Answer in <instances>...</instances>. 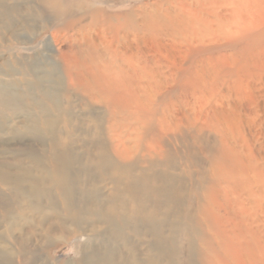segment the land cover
I'll use <instances>...</instances> for the list:
<instances>
[{
    "label": "rangeland",
    "instance_id": "374dc122",
    "mask_svg": "<svg viewBox=\"0 0 264 264\" xmlns=\"http://www.w3.org/2000/svg\"><path fill=\"white\" fill-rule=\"evenodd\" d=\"M218 1L217 4H214V0L10 1L20 7L23 18L29 22V29L18 26L14 36L0 23V54L13 61L19 69L29 66V76L19 75L17 89H14L22 100L29 102L30 96H40V91L29 85L33 79H37L44 90H48L58 102V106L53 109L52 114L46 116V120H55L56 131L63 137L61 143L69 144L68 147L78 154L74 164H71L74 184L72 198L76 209L66 218L61 208L59 212L57 208L49 209L45 203L41 205L40 201L34 197L32 199L30 194L28 197L18 190L4 187L0 182V264H83L85 253L96 252L112 264L107 260L112 251L117 254L118 264H226L224 262L227 259L223 261L220 255L225 239H221L224 246L217 244L221 242L219 232L224 227L237 225V228H244L246 225L256 230L257 236L261 235L258 239L264 241V159H261V156L264 157V149H258L261 148L260 142L264 141V136L259 135L262 127L258 125V120L264 119V21L251 33L240 34L234 39L226 38L223 33L225 29L232 28L230 25L234 21L230 15L233 16L236 12V19L241 18L240 22L247 20L245 18L249 14H263L264 17V0ZM249 1H252V5ZM194 20L199 21L193 22ZM71 25H74L73 28ZM115 28L119 30L114 31ZM5 47L11 48V51ZM63 53L66 54L65 58L61 56ZM208 58H213L214 62ZM0 60L1 64L3 59L0 57ZM88 65L97 75L106 74L114 80L125 79L127 76L125 82L129 85V90L126 97L120 101L115 99L111 103V98L106 101L105 94L94 88L90 78L83 79L78 84L68 76L71 72L87 69ZM132 67L137 69L138 74L132 72ZM123 69L127 72H123ZM242 73L247 74V77ZM222 74L224 75L221 76ZM132 84L137 91H132ZM247 84L251 91L253 88V94L256 93L257 103L250 108L247 97L251 94L246 89ZM135 92L149 105L148 109L133 110L136 103ZM47 102L52 104L51 100ZM250 110H255V114L251 115ZM91 112L94 114H89ZM163 113L165 120H162ZM196 114L200 119L197 120ZM24 117H29V114L17 115L16 121L21 122ZM248 118L252 121L259 118L255 119V126H252L258 129L256 149L260 151L258 160L260 172H263L260 176L256 175L257 182L253 176L247 179L241 170L229 175V170L224 167L229 157L236 155L227 150L224 140L233 142L243 135L250 138L251 122H248ZM168 120L171 124H167ZM3 128L0 130H7L8 127ZM11 136L13 135L6 131L0 132V161H9V167L5 170L13 178L22 176L23 171L28 168L34 175L41 173L44 171L41 165L57 158L54 156L55 148L50 146V138L45 131L40 133V138L30 134L15 139H11ZM4 140L6 144L2 143ZM62 144L56 150L62 149ZM212 188H215L216 194H213ZM95 192L99 193L96 195ZM92 194H95L94 198ZM90 196L91 199H88ZM208 197L213 199L209 201ZM123 198L128 200L124 215H128V225L122 224L120 234L113 235L111 227L102 219L104 217L94 214L99 213L101 207L120 208ZM214 201L217 202L215 206ZM237 202H241L240 207ZM204 205L209 211L204 209ZM133 207L137 208L136 216L132 212ZM114 208L110 209L109 214L115 213ZM55 212L58 214H54ZM208 213L210 217L205 219ZM254 214L259 218L257 221H253ZM47 217L52 219L47 220ZM63 219L65 220L61 221ZM244 221L248 222L243 223ZM124 225L126 226L123 227ZM208 233H212V236ZM215 244L222 247L216 248ZM213 247L217 251V255L212 256L214 258L211 257L216 253ZM211 249L215 253H211ZM216 259L220 262L217 263Z\"/></svg>",
    "mask_w": 264,
    "mask_h": 264
},
{
    "label": "bare ground",
    "instance_id": "6f19581e",
    "mask_svg": "<svg viewBox=\"0 0 264 264\" xmlns=\"http://www.w3.org/2000/svg\"><path fill=\"white\" fill-rule=\"evenodd\" d=\"M11 0H0V23H2L3 25H2V27L3 28H5L6 30H9V31H11L12 32V34L15 36L16 35V31H17V29H16V27H18V26H22V27H25V28H27V29H29V22L28 21H25V18H23V16H22V10H20V7L19 6H17L16 4H13V3H11L10 2ZM44 1V0H43ZM48 1H50V0H48ZM170 1V0H169ZM202 1V0H201ZM213 1V0H212ZM221 1H224V0H221ZM220 1V2H221ZM227 1V0H226ZM235 1V0H234ZM238 1V0H237ZM245 1V0H244ZM257 1H259L260 2V0H256V2ZM47 2V1H46ZM219 1L218 0H214V4L216 3H218ZM239 2V1H238ZM241 2H242V0H241ZM252 2V1H251ZM251 2L249 1V3L251 4ZM20 3V2H19ZM193 3V2H192ZM233 3V2H232ZM262 3V2H261ZM51 4H52V1H51ZM166 4V3H165ZM210 4V3H209ZM212 4V3H211ZM230 4V3H229ZM234 4V3H233ZM238 4V3H237ZM20 5V4H19ZM47 5V4H46ZM45 5V6H46ZM49 5V4H48ZM160 5V4H159ZM168 5V4H167ZM192 5V4H191ZM190 5V6H191ZM201 5H203V4H201ZM206 5V4H205ZM204 5V6H205ZM213 5V4H212ZM227 5V4H226ZM231 5V4H230ZM247 5V4H246ZM252 5V4H251ZM254 5L256 6V4L254 3ZM163 6V5H162ZM171 6V5H170ZM177 6V5H176ZM199 6V5H198ZM197 6V7H198ZM203 6V7H204ZM214 6V5H213ZM221 6V5H220ZM233 6H235V5H233ZM240 6V5H239ZM245 6V5H244ZM249 6V5H248ZM208 7V6H207ZM206 7V8H207ZM228 7V6H227ZM246 7V6H245ZM252 7H254V6H252ZM202 8V7H201ZM205 8V7H204ZM209 8V7H208ZM208 8H207V10H208ZM244 8V7H243ZM250 8H251V6H250ZM260 8V7H259ZM165 9V8H164ZM166 9H168V8H166ZM182 9V8H181ZM209 9H211V8H209ZM213 9V8H212ZM215 9V8H214ZM213 9V10H214ZM222 10L224 9V8H221ZM228 9V8H227ZM235 9V8H234ZM252 9V8H251ZM258 9V8H257ZM257 9H255V10H257ZM261 9V8H260ZM263 9H264V6H263ZM159 10V9H158ZM173 10V9H172ZM188 10V9H187ZM199 10V9H198ZM233 10V9H232ZM250 10V9H249ZM262 10V9H261ZM162 10L160 9V12H161ZM166 11H168V10H166ZM174 11V10H173ZM209 11V10H208ZM215 11V10H214ZM28 12V11H27ZM157 12V11H156ZM186 12V11H185ZM204 12V11H203ZM211 12H213V11H211ZM235 12V11H234ZM239 12V11H238ZM249 12H251V11H249ZM248 12V13H249ZM168 12H166V14H167ZM173 13V12H172ZM190 13V12H189ZM199 13H201V12H199ZM229 13V12H228ZM237 13V12H236ZM236 13H234L233 14V16L232 15H230L231 17H233V21L234 22H231V25L230 26H232V28L231 27H229L227 30L225 29L224 30V34H225V36H226V38H230V39H234L235 38V36H238V35H242V34H248L249 32L251 33L254 29H256V28H258V26H259V23L261 22V24L263 23L262 21H264V17H263V14H249V17H247V18H245V19H247V20H243V21H241L240 22V20H241V18H240V20H237L236 19V15L238 14H236ZM58 14V13H57ZM155 14V13H154ZM183 14V13H182ZM186 14H188V13H186ZM202 14H204V13H202ZM218 14V13H217ZM220 14V13H219ZM243 14V13H242ZM158 15V14H157ZM168 15V14H167ZM175 15V14H174ZM206 15H210V14H206ZM213 15H215V14H213ZM223 16H224V13L222 14ZM159 16V15H158ZM192 16V15H191ZM210 16H212V15H210ZM217 16V15H216ZM225 16H226V14H225ZM247 16V15H246ZM154 17H156V16H154ZM168 17H169V15H168ZM175 17V16H174ZM178 17V16H177ZM181 17V16H180ZM180 17H178V18H180ZM190 17V16H189ZM196 17V16H195ZM207 17H209V16H207ZM213 18H214V16H212ZM220 17H222V16H220ZM238 17H240V16H238ZM148 18H149V16H148ZM153 18V17H152ZM182 18H183V16H182ZM188 18V17H187ZM230 18V17H229ZM248 18H250L249 20H248ZM163 19V18H162ZM189 19V18H188ZM194 19V18H193ZM239 19V18H238ZM157 20V19H156ZM155 20V21H156ZM169 20H170V17H169ZM191 20V19H190ZM215 20H217V19H215ZM220 20H222L221 18H220ZM219 20V21H220ZM154 21V20H153ZM163 21V20H162ZM184 21V20H183ZM183 21H182V23H183ZM186 21V20H185ZM195 21H199V20H194L193 22H195ZM200 21H201V19H200ZM218 21V20H217ZM223 21V20H222ZM147 22H148V20H147ZM164 23H166L165 21H163ZM172 22V21H171ZM175 22H177L176 21V19H175ZM187 22V21H186ZM185 22V23H186ZM191 22V21H190ZM199 23V22H198ZM71 24V23H70ZM156 24H157V22H156ZM159 24V23H158ZM157 24V25H158ZM171 24V23H170ZM230 24V23H229ZM228 24V25H229ZM127 25V24H126ZM144 24L142 23V26H143ZM160 25V24H159ZM161 25H163V24H161ZM173 25V24H172ZM183 25V24H182ZM181 25V26H182ZM192 25V24H191ZM196 25V24H195ZM198 25V24H197ZM200 25V24H199ZM198 25V26H199ZM204 25V24H203ZM227 25V26H228ZM74 26V25H73ZM73 26L71 25L70 27H72L73 28ZM115 26V25H114ZM113 26V27H114ZM169 26V25H168ZM174 26V25H173ZM216 26V25H215ZM262 26V25H261ZM141 27V26H140ZM145 27H147V26H145ZM157 27V26H156ZM155 27V28H156ZM171 27V26H170ZM217 27V26H216ZM224 27V26H223ZM121 28V27H120ZM149 28H150V26H149ZM148 28V29H149ZM158 28H159V26H158ZM160 28H162V27H160ZM180 28V27H179ZM119 30L118 28H115L114 29V31L115 30ZM157 29V28H156ZM219 29V28H218ZM123 30V29H122ZM153 30V29H152ZM205 30V29H204ZM121 31V30H120ZM119 31V32H120ZM146 31V30H145ZM153 31H155V29L153 30ZM158 31H160L159 29H158ZM168 31H170V29L168 30ZM181 31H183V30H181ZM190 31V30H189ZM193 31V30H192ZM147 32V31H146ZM149 32V31H148ZM175 32H176V30H175ZM200 32V31H199ZM204 32H207V31H204ZM211 32V31H210ZM209 32V33H210ZM216 32V31H215ZM118 33V32H117ZM151 33V32H150ZM178 33V32H177ZM90 34V33H89ZM116 34V32L114 33V35ZM148 34V33H147ZM161 34V33H160ZM163 34V33H162ZM182 34V33H181ZM192 34H193V32H192ZM212 34V33H211ZM118 35V34H117ZM150 35V34H149ZM157 35H158V33H157ZM186 35V34H185ZM209 35V34H208ZM213 35H214V33H213ZM212 35V36H213ZM260 35V34H259ZM88 36V35H87ZM116 36V35H115ZM114 36V37H115ZM159 36V35H158ZM165 36V35H164ZM215 36V35H214ZM223 36V35H222ZM117 37V36H116ZM159 37H161V36H159ZM158 37V38H159ZM194 37V36H193ZM192 37V38H193ZM170 38V37H169ZM168 38V39H169ZM177 38V37H176ZM196 38V37H195ZM215 38V37H214ZM163 39H164V37H163ZM166 39H167V37H166ZM179 39V38H178ZM181 39V38H180ZM209 39V38H208ZM211 39V38H210ZM173 40V39H172ZM88 41V40H87ZM189 41V39L186 41V42H188ZM223 41H224V39H223ZM222 41V42H223ZM126 42V41H125ZM140 42V41H139ZM149 42V41H148ZM185 42V41H184ZM205 42V41H204ZM122 43V42H121ZM124 43V42H123ZM161 43V42H160ZM192 43H194V41H192ZM203 43V42H202ZM217 43V42H216ZM236 43H238V42H236ZM169 44V43H168ZM176 44V43H175ZM183 44V43H182ZM198 44V43H197ZM211 44H214V43H211ZM191 45V44H190ZM194 45V44H193ZM200 44H198V46H199ZM203 45H205L204 43H203ZM229 45V44H228ZM163 46V45H162ZM169 46H170V44H169ZM192 46V45H191ZM10 47V46H9ZM9 47H5V49H11V48H9ZM81 47V46H80ZM199 47H201V46H199ZM225 47V46H224ZM226 47H227V45H226ZM94 48V47H93ZM114 48V47H113ZM126 48V47H125ZM152 48H154V47H152ZM169 48V47H168ZM177 48V47H176ZM188 48H189V46H188ZM203 48H205V47H203ZM89 49V48H88ZM155 49V48H154ZM184 49V48H183ZM201 49V48H200ZM206 49V48H205ZM211 49V48H210ZM78 50H81V49H78ZM94 50H95V48H94ZM99 50V49H98ZM122 50V49H121ZM143 50V49H142ZM176 50V49H175ZM190 50V49H189ZM219 50V49H218ZM228 50V49H227ZM11 51V50H10ZM89 51V50H88ZM134 51V50H133ZM157 51V50H156ZM163 51V50H162ZM183 51V50H182ZM185 51H186V49H185ZM212 51V50H211ZM3 52V51H2ZM1 52V53H2ZM15 52V51H14ZM70 52H71V50H70ZM90 52H92V51H90ZM173 52H174V50H173ZM177 52V51H176ZM199 52H200V50H199ZM208 52V51H207ZM206 52V53H207ZM238 52V51H237ZM258 53H259V51H257ZM77 53V52H76ZM82 53V52H81ZM129 53V52H128ZM178 53V52H177ZM187 53V52H186ZM211 53V52H210ZM231 53V52H230ZM238 53H240V52H238ZM67 54H69V53H67ZM98 54V53H97ZM96 54V55H97ZM149 54V53H148ZM163 54V53H162ZM168 54V53H167ZM171 54V53H170ZM212 54V53H211ZM210 54V55H211ZM218 54V53H217ZM192 55V54H191ZM190 55V56H191ZM204 55V54H203ZM209 55V56H210ZM225 55V54H224ZM223 55V57H225ZM236 55V54H235ZM61 56L63 57V58H65L66 57V54H61ZM68 56H70V55H68ZM113 56V55H112ZM111 56V57H112ZM208 56V55H207ZM242 56V55H241ZM257 56V55H256ZM260 56V55H259ZM0 57H1V59H3V61H2V63L0 64V128H2V127H4L3 129H5V127L7 128V130H0V132H4V131H6V132H8V133H10L11 135H13V136H11V139H15V138H19L20 136H26V134H30V135H37L38 136V138H40L39 137V135H40V133H42V132H47V134L49 135V138H50V141H49V143H50V146H52V147H54L55 148V150H54V156H57V158H55V159H53V160H51V161H47L46 162V164L44 163V165H41L43 168H44V171H42L41 173H36V175H34L32 172H29V168L28 169H26V170H24L23 171V173H22V176H18V177H15V178H13V177H11V175L10 174H7L6 173V168H8L9 167V161H6V162H8V164L5 162V161H0V182L2 183V185L4 186V187H8V188H11V189H15V190H18V191H20L22 194H24V195H28V197H29V194H30V197L33 199V197H34V199L35 200H37L39 203H41V205L43 204L44 205V203L46 204V205H48V207H49V209H54V208H57V212H59L60 211V208L62 209V211L64 212V214H65V217L66 218H68V215L71 213V212H73V209L75 210L76 209V207H75V203H74V201H73V198H72V193H73V191H74V184H73V179H72V174H73V168H72V165L74 164L73 162H75V158H76V156L78 155L77 154V152H76V154H75V152H74V150H73V148H71V147H68L69 146V144H66V145H63L61 142L63 141L62 139H63V137L61 136L60 137V135L58 134V132L56 131V128H55V125H56V122H55V120H46V116H49L50 114H52L51 112L53 111V109L55 108V107H57L58 106V102H57V100L54 98V96H52L51 94H50V92L48 91V90H44V88H43V85H42V83L41 82H39V80H37V79H33L31 82H30V86L33 88V89H35L36 91H40V96H30L29 97V102L27 101V100H22L21 99V97L18 95V93L17 92H14V89H17V85H18V76L19 75H22V76H29V66H23L22 67V69H19L16 65H15V63H13V61H9L8 60V58H6V57H4L2 54H0ZM73 58L75 57L74 55L72 56ZM150 57V56H149ZM164 57H166L165 55H164ZM169 57V56H168ZM200 57V56H199ZM216 57V56H215ZM215 57H213V58H215ZM219 57H220V55H219ZM222 57V56H221ZM227 57V56H226ZM92 58V57H91ZM107 58H108V55H107ZM173 58H174V56H173ZM191 58H193L192 56H191ZM196 58V57H195ZM205 58V57H204ZM203 58V59H204ZM211 58V57H210ZM213 58H212V60H213ZM232 58V57H231ZM250 58V57H249ZM10 59V58H9ZM155 59V58H154ZM197 59H199V58H197ZM216 59V58H215ZM234 59V58H233ZM254 59V58H253ZM259 59V58H258ZM67 60V59H66ZM78 60H79V58H78ZM169 60H171V58L169 59ZM208 60H210V61H212L211 59H209L208 58ZM207 59H206V61H208ZM221 60V59H220ZM224 60V59H223ZM226 60V59H225ZM235 60V59H234ZM240 60V59H239ZM251 60V59H250ZM1 61V60H0ZM22 61V60H21ZM72 61H73V59H72ZM71 61V62H72ZM96 61V60H95ZM157 61V60H156ZM155 61V62H156ZM177 60H175V62H176ZM186 61V60H185ZM191 61V60H190ZM235 61H237V59L235 60ZM234 61V62H235ZM256 62H257V58H256V60H255ZM261 61V60H260ZM18 62H20V60L18 61ZM158 62V61H157ZM195 62H196V60H195ZM203 62H204V60H203ZM202 62V63H203ZM212 62H214V61H212ZM216 62V61H215ZM222 61H220V63H221ZM226 62V61H225ZM231 62H232V59H231ZM230 62V63H231ZM244 62V61H243ZM247 62V61H246ZM252 62V61H251ZM254 62V61H253ZM101 63V62H100ZM223 64H224V62H222ZM227 63V62H226ZM148 64V63H147ZM234 64V63H233ZM257 64H259V62L257 63ZM256 64V65H257ZM82 65V64H81ZM100 65V64H99ZM173 65H174V62H173ZM206 65H208V64H206ZM216 65V64H215ZM221 65V64H220ZM251 65V64H250ZM264 65V64H263ZM262 65V66H263ZM89 66V65H88ZM96 66V65H95ZM190 66V65H189ZM193 66H194V64H193ZM197 66V65H196ZM205 66V65H204ZM209 66V65H208ZM211 66V65H210ZM213 66V65H212ZM223 66H225V65H223ZM127 67V66H126ZM195 67V66H194ZM185 68V67H184ZM189 68V67H188ZM201 68V67H200ZM203 68V67H202ZM223 68H225V67H223ZM263 68V67H262ZM83 69V68H82ZM105 69V68H104ZM116 69V68H115ZM127 69V68H126ZM183 69V68H182ZM195 69V68H194ZM242 69H244V67H242ZM129 70V69H128ZM137 69L136 68H134V67H132V72L133 73H135V74H138L137 73V71H136ZM160 70V69H159ZM186 70V69H185ZM101 71H103V70H101ZM100 71V72H101ZM127 72V70H124L123 69V72ZM166 71V70H165ZM164 71V72H165ZM208 71V70H207ZM221 71V70H220ZM223 71V70H222ZM120 72V71H119ZM129 72V71H128ZM189 72V71H188ZM200 72H202L201 70H200ZM219 72V71H218ZM243 72H244V70H243ZM32 73V72H31ZM102 73V72H101ZM100 73V74H101ZM104 73V72H103ZM111 73V72H110ZM109 73V74H110ZM129 73H131V71L129 72ZM128 73V74H129ZM211 73V72H210ZM220 73V72H219ZM246 73V72H245ZM260 73H263V72H260ZM105 74V73H104ZM113 74V73H112ZM118 74H120V73H118ZM189 74V73H188ZM193 74V73H192ZM204 74V73H203ZM230 74V73H229ZM242 74H244V73H242ZM241 74V75H242ZM111 75V74H110ZM121 75V74H120ZM165 75H166V73H165ZM185 75H186V73H185ZM219 75V74H218ZM224 74H222L221 76H223ZM226 75V74H225ZM228 75V74H227ZM245 75V74H244ZM247 75V74H246ZM245 75V76H246ZM256 75V74H255ZM261 75V74H260ZM68 76H70V77H72L78 84H79V82H81V80H85V79H87V78H90V80L89 81H91V83H93L94 85V88H96V89H98V90H100L103 94H105V96H106V101H109V99L111 100V103L115 100V99H117L118 101H120V99H123L124 97H126V95H127V93H128V90H129V85L127 86L126 85V82H125V79H126V77L127 76H125V79H120V78H117V79H115V80H117V81H115L114 79H112V77H110L109 75H104V76H100V75H97V73L95 72V70L92 68V67H87V69H83V70H77V71H75L74 73L73 72H71L70 74H68ZM131 76V75H130ZM201 76V75H200ZM220 76V75H219ZM243 76V75H242ZM252 76H253V74H252ZM257 76V75H256ZM117 77V76H116ZM115 77V78H116ZM124 77V76H123ZM166 77V76H165ZM232 77V76H231ZM247 77V76H246ZM245 77V78H246ZM260 77V76H259ZM261 77H262V75H261ZM7 78H9V79H7ZM134 78V77H133ZM199 78H201V77H199ZM209 78V77H208ZM234 78V77H233ZM236 78V77H235ZM234 78V79H235ZM243 78V77H242ZM249 78V77H248ZM251 78V77H250ZM129 79V78H128ZM139 79V78H138ZM168 79V78H167ZM177 79V78H176ZM183 79V78H182ZM202 79V78H201ZM233 79V80H234ZM247 79V78H246ZM132 80H134V79H131V81ZM178 80H180V79H178ZM203 80V79H202ZM230 80V79H229ZM245 80V79H244ZM260 80V79H259ZM52 81V80H51ZM175 81V80H174ZM203 81H205V80H203ZM236 81V80H235ZM241 81V80H240ZM243 81V80H242ZM251 81H253V80H251ZM261 81V80H260ZM84 82V81H83ZM223 82V81H222ZM225 82H227V80H225ZM224 82V83H225ZM232 82V81H231ZM246 82V81H245ZM255 82V81H254ZM263 82V81H262ZM168 83V82H167ZM185 83H187V82H185ZM192 83V82H191ZM224 83H222V84H224ZM235 83V82H234ZM240 83V82H239ZM249 83V82H248ZM256 83H258V82H256ZM197 84V83H196ZM232 84V83H231ZM260 84V83H259ZM82 85H83V83H82ZM142 85V84H141ZM193 85V84H192ZM201 85V84H200ZM206 85H207V83H206ZM216 85V84H215ZM235 85V84H234ZM233 85V86H234ZM240 85V84H239ZM253 85V84H252ZM258 85V84H257ZM81 86V85H80ZM176 86V85H175ZM204 86V85H203ZM217 86V85H216ZM227 86V85H226ZM228 87V86H227ZM235 87V86H234ZM239 87H241V86H239ZM253 87H255V86H253ZM49 88V87H48ZM179 88V87H178ZM177 88V89H178ZM226 88V87H225ZM232 88V87H231ZM244 88V87H243ZM264 88V87H263ZM151 89V88H150ZM194 89V88H193ZM192 89V90H193ZM206 89V88H205ZM205 89H203V90H205ZM208 89V88H207ZM206 89V90H207ZM234 88H232V90H233ZM246 89H249V94H251L249 97H247L248 98V107L250 108V106L252 107V105H256V103H257V101H256V93L255 94H253V88H252V91L250 90V86H249V84H247V86H246ZM92 89H90V91H91ZM132 91H137V90H135V88L133 87V84H132ZM173 91V90H172ZM175 91H177V90H175ZM174 91V92H175ZM228 91V90H227ZM237 91V89L235 90V92ZM244 91V90H243ZM246 91V90H245ZM256 91V90H255ZM261 91V90H260ZM93 92H94V90H93ZM150 92H152L151 90H150ZM178 92V91H177ZM191 92V91H190ZM194 92V91H193ZM206 92V91H205ZM211 92V91H210ZM187 93H189V92H187ZM93 94V93H92ZM196 94V93H195ZM209 95V94H208ZM238 95V94H237ZM240 95V94H239ZM261 95V94H260ZM146 96V95H145ZM180 96H182L181 94H180ZM192 96H193V94H192ZM207 96V95H206ZM218 96V95H217ZM91 97V96H90ZM89 97V98H90ZM209 97V96H208ZM240 97V96H239ZM88 98V99H89ZM94 98V97H93ZM194 98V97H193ZM200 98H201V96H200ZM199 98V99H200ZM214 98V97H213ZM215 98H217V97H215ZM53 99V100H52ZM86 99V98H85ZM96 99V98H95ZM134 99L136 100V103H135V107H132L133 108V110L134 111H143V110H146V109H148V104L147 103H145L143 100H141V97L140 96H138L137 95V93L135 92L134 93ZM160 99V98H159ZM186 99H188V98H186ZM49 100H51L52 102V104H49L47 101H49ZM125 100V99H124ZM170 100V99H169ZM206 100H207V98H206ZM23 101H24V103H23ZM92 101V100H91ZM94 101H96V100H94ZM98 101H99V99H98ZM104 101V100H103ZM189 101V100H188ZM204 101V100H203ZM123 102V101H122ZM88 103H89V101H88ZM93 103V102H92ZM95 103V102H94ZM99 103V102H98ZM126 103V102H125ZM155 103H157V102H155ZM211 103V102H210ZM233 103V102H232ZM101 104V103H100ZM220 104V103H219ZM235 104V103H234ZM234 104H232V106L234 105ZM264 104V103H263ZM93 105V104H92ZM116 105H117V103H116ZM157 105H158V103H157ZM205 105V104H204ZM231 105V104H230ZM119 106V105H118ZM231 106V107H232ZM259 106V105H258ZM261 106H263V105H261ZM114 107V106H113ZM123 107V106H122ZM127 107V106H126ZM200 107H201V105H200ZM199 107V108H200ZM209 107V106H208ZM234 107V106H233ZM242 107H243V105H242ZM255 107V106H254ZM260 107V106H259ZM90 108V107H89ZM108 108V107H107ZM207 108V107H206ZM178 109V108H177ZM214 109H216V108H214ZM108 110H110V109H108ZM107 110V111H108ZM160 110H161V108H160ZM218 110V109H217ZM232 110V109H231ZM158 111V110H157ZM203 111H206V110H203ZM208 111V110H207ZM242 111H243V109H242ZM246 111V110H245ZM261 111V110H260ZM85 112H86V110H85ZM93 112V111H92ZM92 112L91 113H89V114H92ZM164 112V111H163ZM177 112V111H176ZM102 113V112H101ZM119 113V112H118ZM155 113V112H154ZM180 113V112H179ZM211 113V112H210ZM251 115L252 114H255V110H253V111H251L250 110V112H249ZM19 114H23V116H24V114H29V117H27V118H25L24 117V120L22 119V121L21 122H18V121H16V117H17V115L19 116ZM94 114V113H93ZM92 114V115H93ZM98 114V113H97ZM100 114V113H99ZM98 114V115H99ZM153 114V113H152ZM245 114V113H244ZM247 114V113H246ZM102 115V114H101ZM114 115V114H113ZM147 115H148V113H147ZM150 115V114H149ZM163 115H164V113H163ZM169 115V114H168ZM216 115V114H215ZM231 115V114H230ZM240 115V114H239ZM250 115V116H251ZM259 115V114H258ZM123 116V115H122ZM155 116V115H154ZM188 116H189V114H188ZM217 116V115H216ZM233 116V115H232ZM110 117V116H109ZM195 117H197V120L198 119H200V118H198V116H197V114H196V116ZM226 117V116H225ZM243 117H244V115H243ZM252 117V116H251ZM111 118V117H110ZM159 118V117H158ZM117 119V118H116ZM149 119V118H148ZM165 120L166 119V117H165V115L162 117V120ZM234 119V118H233ZM253 119V118H252ZM258 120L259 118H254V120L252 121L251 119H249L248 118V122H251V123H249L250 125H251V127L249 128L250 130H249V132H250V138H248L247 136H245V135H243L242 136V138H240V139H234V141L232 142L231 140H224V145L226 146V148H227V150L230 152V151H232L233 153H235L236 155H235V157H229V159H228V161L226 162V164H225V170H229V172H227L229 175H231V173L233 174V173H236V172H238V171H242L243 173H245V175H246V177H247V179L249 178V177H251V176H253V178L256 180V182H257V179H256V177L257 176H260V174H263V172L261 173L260 171H261V169H260V166H259V160H258V156H260V155H258V153L260 152V151H258L257 149H256V142L259 140V138H258V136H256V134H258V129H254V128H252V126H255V124H253V123H255L256 122V120ZM106 120V119H105ZM111 120V119H110ZM118 120H119V118H118ZM176 120V119H175ZM243 120V119H242ZM160 121V120H159ZM240 121V120H239ZM26 122V123H25ZM117 122V121H116ZM162 122V121H161ZM196 122H198V121H196ZM223 122V121H222ZM171 124V122L168 120V122H167V124ZM183 123V122H182ZM204 123H206L205 121H204ZM208 123V122H207ZM206 123V124H207ZM211 123V122H210ZM9 124V125H8ZM27 124V125H26ZM29 124V125H28ZM209 124V123H208ZM236 124V123H235ZM235 124H233V125H235ZM161 125V124H160ZM159 125V126H160ZM214 125V124H213ZM241 125V124H240ZM258 125L259 126H261L262 127V129H260V132H259V135H263L264 136V119L263 118H260L259 120H258ZM43 126H46V127H43ZM121 126V125H120ZM158 126V127H159ZM224 126V125H223ZM236 126V125H235ZM238 126V125H237ZM196 127V126H195ZM200 128V127H199ZM219 128H220V126H219ZM242 128V127H241ZM245 128V127H244ZM258 128V127H257ZM154 129H155V127H154ZM198 129V128H197ZM255 130V133H253V131L252 130ZM200 130V129H199ZM239 130V129H238ZM103 131V130H102ZM155 131V130H154ZM156 131H158V129L156 130ZM174 131V130H173ZM202 131V130H201ZM224 131V130H223ZM159 132V131H158ZM182 132V131H181ZM240 132V131H239ZM128 133V132H127ZM176 134V133H175ZM70 135L71 134H69V136L68 137H70ZM154 135V134H153ZM162 135V134H161ZM163 135H164V132H163ZM108 136V135H107ZM150 137V136H149ZM153 137V136H152ZM161 137V136H160ZM184 137V136H183ZM252 137H253V139H252ZM259 137H261V136H259ZM41 138H44V137H42L41 136ZM174 138V137H173ZM167 139V138H166ZM165 139V140H166ZM70 140H71V138H70ZM2 141V140H1ZM150 141V140H149ZM151 142V141H150ZM3 144H6L7 142H5V140H4V142H2ZM160 143V142H159ZM24 144V143H23ZM60 144H62V149H60V150H56V147L58 146V145H60ZM122 144V143H121ZM24 146V145H23ZM260 146H261V148H258L259 150L260 149H264V141H262V142H260ZM163 147V146H162ZM237 147H240V149L239 148H237ZM149 148V147H148ZM220 148V147H219ZM110 149V148H109ZM166 149V148H165ZM10 150V149H9ZM149 150V149H148ZM221 150V149H220ZM112 151V150H111ZM4 152H5V150H4ZM3 152V153H4ZM57 152L58 153H60V154H57ZM221 152H222V150H221ZM239 152H241V154L239 155ZM119 153H120V151H119ZM162 153V152H161ZM116 154V153H115ZM2 155V154H1ZM127 156V155H126ZM122 157V156H121ZM2 158H4V157H2ZM162 158V157H161ZM260 158V157H259ZM125 159H127V158H125ZM261 159H264V157L262 158V156H261ZM37 160V159H36ZM74 160V161H73ZM153 160V159H152ZM155 160V159H154ZM38 161V160H37ZM98 161V160H97ZM156 161V160H155ZM39 162V161H38ZM102 162V161H101ZM100 163V162H99ZM155 163V162H154ZM40 163H38V165H39ZM72 164V165H71ZM156 164V163H155ZM122 166V165H121ZM91 167H92V165H91ZM135 167V166H134ZM137 167V166H136ZM135 167V168H136ZM101 167H96V169H100ZM134 168V169H135ZM81 169V168H80ZM136 169H138V168H136ZM149 169V168H148ZM83 170V169H82ZM150 170V169H149ZM79 171V170H78ZM87 171V170H86ZM91 171V170H90ZM141 171V170H140ZM139 171V172H140ZM153 171V170H152ZM130 172V171H129ZM81 173V172H80ZM84 173V172H83ZM87 173H88V171H87ZM102 173V172H101ZM142 173V172H141ZM153 173V172H152ZM221 174V173H220ZM104 175V174H103ZM103 175H101V176H103ZM108 175V174H107ZM106 175V176H107ZM224 175V174H223ZM236 175V174H235ZM257 175V176H256ZM29 176H30V183H29ZM96 176V175H95ZM132 176H133V173H132ZM138 176V175H137ZM116 177V176H115ZM136 177V176H135ZM95 178V177H94ZM110 178V177H109ZM225 178V177H224ZM232 178V177H231ZM237 178V177H236ZM112 179V178H111ZM232 179H234V178H232ZM260 179V178H259ZM102 180V179H101ZM114 180H115V178H114ZM225 180H227L226 178H225ZM237 180V179H236ZM221 181H223V178H222V180ZM230 181H231V179H230ZM230 181H229V184H230ZM240 181V180H239ZM97 182V181H96ZM112 182H113V180H112ZM115 182V181H114ZM113 182V183H114ZM216 182H218V180L216 181ZM232 182V181H231ZM235 182V181H234ZM224 183V182H223ZM226 183V182H225ZM28 184V185H27ZM212 184H215V183H212ZM233 184V183H232ZM234 185V184H233ZM114 186V185H113ZM128 186V185H127ZM227 186V185H226ZM241 186V185H240ZM168 187V186H167ZM219 187V189L221 188V186H218ZM238 187V186H237ZM42 188V190H40ZM161 188H163V187H161ZM216 188V187H215ZM214 188V189H215ZM239 188V187H238ZM88 189V188H87ZM98 189V188H97ZM96 189V190H97ZM128 189V188H127ZM213 189V188H212ZM214 189H213V191H214ZM216 189H218V188H216ZM218 189V190H219ZM222 189V188H221ZM230 189V188H229ZM236 189V188H235ZM55 191V192H51V191ZM223 190V189H222ZM221 190V191H222ZM258 190V189H257ZM87 191V190H86ZM210 191H211V193L213 192L211 189H210ZM216 191V190H215ZM213 192V194H216L217 192ZM223 191H227V190H225V188H224V190ZM230 191H232V190H230ZM252 192H253V190H251ZM89 192V191H88ZM88 192H86V193H88ZM91 192V191H90ZM218 192H220V191H218ZM78 193V192H77ZM92 193H94V191H92ZM96 193V195L99 193H97V192H95ZM101 193H102V191H101ZM210 193V194H211ZM79 194H81V193H79ZM89 194V193H88ZM166 194V193H165ZM209 194V197H211V195ZM221 194V193H220ZM229 194V193H228ZM236 194H238V192H236ZM83 195H85L86 196V194L85 193H83ZM95 196V194H92V196ZM167 195V194H166ZM221 195H223V194H221ZM230 195V194H229ZM88 196V195H87ZM92 196H90V198H88V199H91V197ZM94 196H93V198H94ZM206 196V195H205ZM217 195H215L214 197H216ZM218 196H219V194H218ZM80 197V196H79ZM209 197H208V199H209ZM224 197V196H223ZM255 197V196H254ZM57 198H59V199H57ZM77 198V197H76ZM81 198V197H80ZM216 198H218V197H216ZM234 198V197H233ZM97 199V198H96ZM210 199H213V198H210ZM210 199H209V201H210ZM215 199V198H214ZM228 200L230 199V198H227ZM97 200H100V199H97ZM239 200V199H238ZM60 201V202H59ZM107 201V200H106ZM127 201L128 200H126V199H122L120 202H121V207L120 208H116L115 206V208H116V211H117V213H116V211H115V213H113L112 212V214H109L110 213V209H112V208H114L113 206H111V207H107V208H105V207H101L100 209H99V207H98V209H99V213H95L94 215H96V216H98V217H104V218H102L106 223H107V225L108 226H110L111 227V229H112V234L114 235L115 233L116 234H120V226H122V224H127V218H128V215H127V217L126 216H124L125 215V211H126V205H127ZM207 201V200H206ZM212 201V200H211ZM217 201V200H216ZM219 201V200H218ZM100 202V201H99ZM221 202V201H220ZM235 202V201H234ZM233 202V203H234ZM242 202V201H241ZM241 202H237L238 204L240 203L241 204ZM37 203V202H36ZM88 203V202H87ZM217 203V202H216ZM215 201H214V206H215ZM244 203V202H243ZM208 204V203H207ZM240 204H239V207H240ZM120 205V204H119ZM220 205V204H219ZM223 205V204H222ZM228 205V204H227ZM262 205V204H261ZM209 206V205H208ZM46 207V206H45ZM220 207H221V205H220ZM232 207V206H231ZM243 207V206H242ZM261 207V206H260ZM114 208V209H115ZM223 208V210H224V208H225V206L224 207H222ZM204 209H207V207L205 208V205H204ZM227 209H229V207L227 208ZM147 210V209H146ZM208 211H209V209H207ZM244 210V209H243ZM101 211H103L102 213H101ZM205 211V210H204ZM211 211V210H210ZM226 211V210H225ZM262 211V210H261ZM57 212H55L54 214H58ZM132 212L134 213V215L136 216V214H137V208L136 207H133V210H132ZM207 212V211H206ZM218 212H219V210H218ZM222 212V211H221ZM78 213H79V211H78ZM82 213V212H81ZM205 213V212H204ZM213 213V212H212ZM225 213V212H224ZM233 213V212H232ZM256 213H258V212H256ZM264 213V212H263ZM115 214V215H114ZM222 214H223V212H222ZM227 214V213H226ZM80 215V214H79ZM130 215V214H129ZM221 214H219V216H220ZM238 215V214H237ZM248 215V214H247ZM264 215V214H263ZM206 216V218L205 219H208L210 216H209V213H208V215H205ZM204 216V217H205ZM207 216H208V218H207ZM222 216V215H221ZM225 216H227V215H225ZM251 216V215H250ZM216 217L218 218V216L216 215ZM223 217V216H222ZM212 218V217H211ZM226 218V217H225ZM233 218V217H232ZM257 215H255L254 214V217H253V221H254V219H255V221H257ZM44 219H46V217L44 218ZM52 218H50V217H47V220H51ZM73 220H74V218H72ZM95 219V218H94ZM96 219H98V218H96ZM101 219V220H102ZM131 219V218H130ZM133 219V218H132ZM149 219V218H148ZM220 219H222V218H220ZM224 219V218H223ZM230 219V218H229ZM239 219H240V217H239ZM242 219V218H241ZM250 219V218H249ZM259 219V218H258ZM65 219H63V220H61V221H64ZM213 220V219H212ZM129 221V220H128ZM216 221V220H215ZM221 221V220H220ZM224 222H225V220H223ZM235 221V220H234ZM207 222H209V220L207 221ZM206 221H205V224L207 223ZM248 222V221H247ZM246 221H244L243 223H247ZM222 223V222H221ZM231 223V222H230ZM236 223V222H235ZM237 223H239V222H237ZM129 224H130V222H129ZM128 225V224H127ZM162 225V224H161ZM209 225V224H208ZM231 225H232V223H231ZM230 225V226H231ZM126 225H124L123 227H125ZM164 226V225H163ZM206 226V225H205ZM211 226H212V222H211ZM227 226H229V225H227ZM237 225H232L230 228H226V227H224L220 232H219V240L221 241V239H225V246L223 245L224 243H222L223 241H221L220 243H217V244H222L223 246H224V248L222 247V245L221 246H219V245H216L215 247L217 248V246L218 247H222V253L220 254V255H222V257H223V261H225L226 259H227V261H225L224 263H226V264H264V241L262 240H260V239H258V238H260V236L258 237L257 236V234H256V230L254 231V230H252L250 227H248V226H246V225H244L245 227V229L244 228H242L243 226H240V228H237L236 227ZM249 226H250V221H249ZM122 227V228H123ZM208 227V229H210L209 228V226H207ZM206 227V228H207ZM160 228V227H159ZM158 228V229H159ZM257 228H258V226H257ZM53 229V228H52ZM127 229V228H126ZM207 229V230H208ZM254 229V228H253ZM124 231H126V230H124ZM127 232V231H126ZM209 232H211L210 230H209ZM122 233V232H121ZM125 233V232H124ZM213 233V232H212ZM211 233V234H212ZM206 234H207V232H206ZM209 235H210V237L212 236L210 233H208ZM163 235V234H162ZM213 235H214V233H213ZM175 236V235H174ZM85 237V236H84ZM205 237V236H204ZM209 237V238H210ZM206 238V237H205ZM205 238H203V239H205ZM216 238H218V236L216 237ZM21 239V238H20ZM88 239V238H87ZM207 239V238H206ZM85 240H86V237H85ZM90 240V239H89ZM208 240H210V242H211V239H208ZM212 240H213V237H212ZM214 240H215V238H214ZM219 240H217V242H219ZM88 241V240H87ZM87 241H86V243H87ZM216 241V240H215ZM213 243H215V242H213ZM170 244V243H169ZM211 246V245H210ZM215 247H213L214 249H215ZM210 248V247H209ZM212 248V247H211ZM9 249V248H8ZM10 250V249H9ZM212 250V249H211ZM219 250H221V249H219ZM216 253H215V252ZM212 250L211 251V253L213 252V253H215V254H213V255H211V257L212 256H214V255H217V251H216V249L215 250ZM219 255V254H218ZM85 259H84V261H83V264H109V262H107L106 261V259L100 254V253H98V252H96V253H91V254H86L85 253ZM225 256V257H224ZM210 257V258H211ZM215 257V256H214ZM214 257H212V258H214ZM221 257V256H220ZM208 259V258H207ZM221 259V258H220ZM107 260L108 261H110L112 264H118L117 263V254L114 252V251H112V254L107 258ZM113 262H112V261ZM215 260V259H214ZM219 260V259H218ZM216 261H217V259H216ZM213 262V261H212ZM220 261H217V263H219ZM130 264H146V263H148V262H146V263H139V262H133V263H131V262H129ZM128 263V264H129ZM121 264H124V263H121ZM214 264H216V263H214Z\"/></svg>",
    "mask_w": 264,
    "mask_h": 264
}]
</instances>
